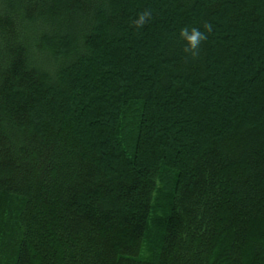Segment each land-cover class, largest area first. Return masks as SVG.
Listing matches in <instances>:
<instances>
[{
  "label": "trees",
  "instance_id": "16d2710c",
  "mask_svg": "<svg viewBox=\"0 0 264 264\" xmlns=\"http://www.w3.org/2000/svg\"><path fill=\"white\" fill-rule=\"evenodd\" d=\"M0 264H264V0H0Z\"/></svg>",
  "mask_w": 264,
  "mask_h": 264
},
{
  "label": "clouds",
  "instance_id": "9594fccd",
  "mask_svg": "<svg viewBox=\"0 0 264 264\" xmlns=\"http://www.w3.org/2000/svg\"><path fill=\"white\" fill-rule=\"evenodd\" d=\"M151 20V14L149 11H144L138 14L134 26L137 29L144 27V25ZM211 25L204 23L200 27H181L174 38V43L179 45L180 51L190 58H197L200 54L202 44L208 39V32L211 29Z\"/></svg>",
  "mask_w": 264,
  "mask_h": 264
}]
</instances>
